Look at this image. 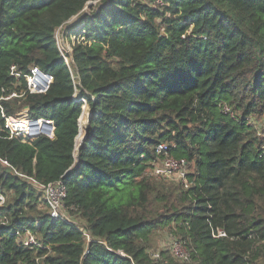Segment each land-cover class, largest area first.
Segmentation results:
<instances>
[{"label":"trees","instance_id":"16d2710c","mask_svg":"<svg viewBox=\"0 0 264 264\" xmlns=\"http://www.w3.org/2000/svg\"><path fill=\"white\" fill-rule=\"evenodd\" d=\"M72 19L84 34L68 68L54 33ZM11 66L49 89L1 99L25 86ZM1 111L52 121L54 138H7ZM262 115L264 0H0V264H264V139L249 124ZM159 144L188 164V189L150 175ZM28 178L62 181L68 220ZM165 226L189 263L150 258Z\"/></svg>","mask_w":264,"mask_h":264},{"label":"built area","instance_id":"2783aa9c","mask_svg":"<svg viewBox=\"0 0 264 264\" xmlns=\"http://www.w3.org/2000/svg\"><path fill=\"white\" fill-rule=\"evenodd\" d=\"M56 45L66 65L68 66V68H70L67 63V59L63 55V52H61V50L59 49V43H57V41ZM9 74L14 78L17 86H20L22 80L24 81L25 86L24 89L20 91V94L12 92L11 94L1 98L4 100L16 97H24L26 95L44 94L49 89V86L51 85L53 80L52 76L40 71L36 66L29 67L28 72L25 74L18 71L15 66H11ZM77 92L80 91L79 89H77L76 82H74V93L72 95V100L81 102L83 104L82 113L80 116L81 119L84 106H86V101L82 98L80 93H78L77 95ZM224 111L226 113L230 112L227 106H224ZM22 114L23 113L18 115L5 116L1 111V117L4 120V130L5 133H7V138H17L22 142H30L31 140L40 136L46 137L48 139L54 138L55 127L52 121L41 118L34 119L30 117L28 113H25V116H22ZM78 127L81 128L80 120H78ZM259 137L264 139L261 136ZM76 148L77 145L75 146V149ZM156 153L159 154L160 160L159 163L152 169L151 175L161 180L175 177L182 184L183 188L188 189L191 186V183L187 178L189 170L186 161L183 159H175L173 156H171L166 144H159L156 147ZM0 162L8 166L5 161L0 160ZM16 174L24 177L21 174ZM28 181L42 193L45 200V207L50 218L54 220H68L64 212V199L66 197V189L62 181H57L46 185L39 184L32 178H28ZM4 203L5 197L0 194V207L3 206ZM4 220V216L0 215V224H4L5 222H1ZM213 237L223 238L226 237V234L223 230H218L216 234L213 235ZM18 241L24 247L38 248L40 246L38 241L34 239L29 231H25L24 234L20 235L18 237ZM165 250L169 251L172 257L180 262H190V254L187 251L184 242L176 239L173 236L170 237V242ZM150 258L154 261H158L160 259V253L158 251L151 252Z\"/></svg>","mask_w":264,"mask_h":264},{"label":"rangeland","instance_id":"374dc122","mask_svg":"<svg viewBox=\"0 0 264 264\" xmlns=\"http://www.w3.org/2000/svg\"><path fill=\"white\" fill-rule=\"evenodd\" d=\"M94 5V2H92V6ZM92 6L88 9L84 10L87 12V10H90L92 8ZM77 20L72 19L69 20L67 23H65V25L61 26L60 29L56 30L54 33V37L55 40L57 41V43H59V49L61 50V52H63L64 57L67 59V63L69 64V58L66 56V54L71 55L72 52V47L76 44V42H78L79 40H81V36L84 34V31H81V27L80 26H74L75 22ZM71 31H69V28H73ZM77 33V34H76ZM68 35V37H67ZM79 92H77L78 95ZM88 106H84V110H83V114L80 120V133L81 136L78 139V144H77V148L78 146L81 144L82 139L84 137V131L86 128V124L88 123ZM249 124L255 129L256 131V136L259 137H263L264 138V115L262 116H255L253 118L249 119ZM151 175V173H150ZM153 177V176H152ZM162 182H166L167 184H178L180 185L182 188V184L179 182V180H177L175 177L174 178H168V179H163ZM185 189V188H184ZM172 231L170 230L169 227L165 226L162 229H160L159 231H156V233H153L152 235H149V247L150 249L148 250L149 253L154 252V251H160L162 250V248L164 246H168L169 242H170V237H172ZM162 260V259H161Z\"/></svg>","mask_w":264,"mask_h":264},{"label":"water","instance_id":"95a60500","mask_svg":"<svg viewBox=\"0 0 264 264\" xmlns=\"http://www.w3.org/2000/svg\"><path fill=\"white\" fill-rule=\"evenodd\" d=\"M92 6V2H88L86 5H85V9H88V8H90ZM87 122H89V119L87 120ZM86 133H87V130L85 129V131H84V136L86 135ZM81 136V133H80V127H78V135H77V137H76V139H75V146L78 144V139H79V137Z\"/></svg>","mask_w":264,"mask_h":264},{"label":"crops","instance_id":"0c3cea01","mask_svg":"<svg viewBox=\"0 0 264 264\" xmlns=\"http://www.w3.org/2000/svg\"><path fill=\"white\" fill-rule=\"evenodd\" d=\"M162 249H166V246H164Z\"/></svg>","mask_w":264,"mask_h":264},{"label":"clouds","instance_id":"9594fccd","mask_svg":"<svg viewBox=\"0 0 264 264\" xmlns=\"http://www.w3.org/2000/svg\"><path fill=\"white\" fill-rule=\"evenodd\" d=\"M81 116V115H80ZM80 119V118H79Z\"/></svg>","mask_w":264,"mask_h":264}]
</instances>
